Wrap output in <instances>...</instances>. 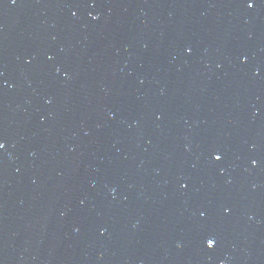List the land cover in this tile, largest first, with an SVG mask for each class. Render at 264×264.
<instances>
[{
	"label": "water",
	"instance_id": "1",
	"mask_svg": "<svg viewBox=\"0 0 264 264\" xmlns=\"http://www.w3.org/2000/svg\"><path fill=\"white\" fill-rule=\"evenodd\" d=\"M0 144V264H264V0H0Z\"/></svg>",
	"mask_w": 264,
	"mask_h": 264
},
{
	"label": "snow or ice",
	"instance_id": "2",
	"mask_svg": "<svg viewBox=\"0 0 264 264\" xmlns=\"http://www.w3.org/2000/svg\"><path fill=\"white\" fill-rule=\"evenodd\" d=\"M246 2V6L251 9L254 7V4H255V0H245ZM216 161H219L220 159H222V157L218 154H214V157H213ZM208 246L211 247L213 245V241L212 240H209L208 242Z\"/></svg>",
	"mask_w": 264,
	"mask_h": 264
},
{
	"label": "clouds",
	"instance_id": "3",
	"mask_svg": "<svg viewBox=\"0 0 264 264\" xmlns=\"http://www.w3.org/2000/svg\"><path fill=\"white\" fill-rule=\"evenodd\" d=\"M3 145L2 144H0V147H2Z\"/></svg>",
	"mask_w": 264,
	"mask_h": 264
}]
</instances>
